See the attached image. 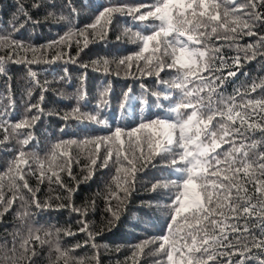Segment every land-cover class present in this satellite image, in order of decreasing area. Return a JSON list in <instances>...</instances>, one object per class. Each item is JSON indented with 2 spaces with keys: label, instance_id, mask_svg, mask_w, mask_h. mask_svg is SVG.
I'll list each match as a JSON object with an SVG mask.
<instances>
[{
  "label": "snow or ice",
  "instance_id": "obj_1",
  "mask_svg": "<svg viewBox=\"0 0 264 264\" xmlns=\"http://www.w3.org/2000/svg\"><path fill=\"white\" fill-rule=\"evenodd\" d=\"M14 3L17 11L13 14L11 32L0 35V48L8 49L6 56H0V74L5 73V63L17 54V49L36 52L35 48L17 40L15 34L28 23L38 24L39 21L33 19L23 0H14ZM32 7L39 9L42 4L34 2ZM125 9L143 27L132 34L139 50L121 59L119 64L127 63L130 68V62L135 58L148 65L147 75H152V68L157 69L155 75L160 87L150 95L156 98L157 107L167 114L141 120L131 129L116 126L108 136L86 137L83 141L60 140L42 159L37 153L26 150L34 136L31 131L24 134V130L33 128L40 117L25 115L11 123L5 108L0 112V130L4 133L0 144L15 137L19 149H10L15 155L6 170L0 171V218L13 208L17 200L27 205L23 213H17L18 217L31 216L33 206L38 211L53 207L50 201L40 202L36 196L38 189L34 190L26 177L31 173L40 183L48 180L50 184L66 188L60 173L67 171L72 176L71 145L92 146L94 154L89 157L85 180L92 179L97 166L107 168L111 161L117 165L116 175L112 177L116 189L126 195L130 194L131 187L128 177H132V182L135 180L137 161L146 159L147 163H153L155 157L171 155V160L165 161L163 166L171 170L169 174L173 178L152 185L154 191L158 187L169 190L166 227L160 235L135 245L131 259L136 261L145 249L156 245L153 255L161 257L157 264H250L253 260L256 264H264V81L236 89L229 96L221 91L226 81L240 72L242 59L249 62L258 55L264 56V35L256 31L259 25H264V0H151L135 7L110 5L99 11L93 23L75 33L69 31L59 41L42 47L64 44L78 34L86 48L88 29L95 32L99 27L103 38L107 34L105 25L111 24L113 13ZM72 11L76 12V9ZM53 15L48 13V16ZM61 19L67 17L61 16ZM131 31L126 29V34ZM245 36L258 39L242 48L238 41ZM76 43L79 47L80 39ZM225 47H235L237 55H225ZM241 51L244 57L240 56ZM59 58L61 54L57 53L50 62ZM14 62L31 65L40 61ZM165 69L175 70L176 75L171 80H164L160 74ZM28 75L35 79L36 73L29 68ZM36 85L39 86V81ZM130 92L124 94L122 111L128 108L132 99ZM28 95L31 97V91ZM43 99L41 94V103ZM140 103L145 105L148 101L142 96ZM13 106L14 101L9 107ZM34 109L43 112L39 103L27 106L28 113ZM77 113L78 107L73 109L74 118ZM62 118L67 120L69 116L66 114ZM87 119L104 123L96 115L89 114ZM256 133H260L261 139L253 138ZM102 155V162L98 165ZM25 190L31 196L30 204L24 195ZM67 190L69 203H61L57 208H70L86 217V206L78 208L71 203L75 189ZM6 191L11 192V196H7ZM118 191L110 189L107 199L120 200ZM106 210L113 217L109 224L119 219L118 211H113L110 203ZM79 222L82 225L79 231L88 235L84 244L94 241L99 233L90 230L86 219ZM39 231L36 229L33 233L29 229V235L20 241L19 255L15 238L11 248L0 245V264H21L22 261L33 264V257L37 254L33 241L41 245L48 242L41 239ZM61 232L65 236L76 235L71 229H56L55 251L58 255L53 264H73V261L86 264L85 258L72 255L83 245L61 247ZM92 246L96 247L94 242Z\"/></svg>",
  "mask_w": 264,
  "mask_h": 264
},
{
  "label": "trees",
  "instance_id": "obj_2",
  "mask_svg": "<svg viewBox=\"0 0 264 264\" xmlns=\"http://www.w3.org/2000/svg\"><path fill=\"white\" fill-rule=\"evenodd\" d=\"M34 2L42 4V7L33 8ZM150 2L151 0H23L33 19L39 23H28L15 34V38L25 46L35 48L36 52L17 49V54L6 61L5 73L0 74V112L7 108L11 123L21 120L25 115L40 117L33 128L24 130V134L31 131L34 136L26 150L35 152L44 159L52 146L60 140L83 141L86 137L108 136L116 126L131 129L141 120L167 114L157 107L156 98L150 95L160 87L155 75L157 69L152 68V75H147L148 65L135 58L130 62V68L127 63L119 64L121 59L139 50L137 43L133 42L132 34L143 27L139 21H134L133 14L127 9L113 13L111 24L105 25L104 31L107 34L103 38L99 27L95 32L88 29L89 43L86 48L78 34L73 35L71 40L64 44L42 47L52 41H59L60 37L69 31L75 33L77 29H83L85 25L93 23L103 7H135ZM73 8L76 12L72 11ZM16 11L14 0H0V35H8L11 32L10 25ZM49 12L54 15L48 16ZM61 16L67 19H61ZM126 29L132 31L126 34ZM256 31L264 35V25H259ZM77 39L81 41L79 47ZM257 39L256 36H245L238 43L243 48L255 43ZM81 48L83 51H80ZM7 53V48H0V56H6ZM57 53L61 54V58L50 62ZM224 53L232 57L237 55V50L235 47H225ZM239 54L244 57L243 51ZM32 59H38L40 62L31 65L14 62ZM242 63L243 67L237 76L230 77L223 85L221 91L225 96L232 95L236 89L248 88L253 82L264 81V56L258 55L249 62L242 59ZM29 68L36 73L35 79L28 75ZM160 75L164 80H171L176 73L175 70L165 69ZM36 81H39V86ZM129 90L132 99L128 108L122 111L120 106L124 101V94ZM29 91L32 93L31 97L28 95ZM41 94L44 97L42 103ZM142 96L148 101L145 105L140 103ZM13 101L14 106L9 107ZM38 103L43 109L42 113L36 109L31 113L27 112L29 104ZM77 107L79 113L74 118L73 109ZM66 114L69 116L67 120L62 118ZM89 114L96 115L104 123L89 121ZM3 136L4 133L0 130V140ZM253 138L261 139L260 133H256ZM86 147L88 150H85ZM10 149H19L18 138L14 137L5 144H0V171L6 170L8 162L15 155ZM69 151L72 154V176L70 177L67 171L60 173L66 188L56 183L50 184L48 180L40 183L37 176L31 173L26 177L30 186L34 190L38 189L36 196L40 202L50 201L53 207L38 211L33 206L30 209L31 216L18 217L17 213H23L27 205L17 200L13 208L0 218V245L11 248L15 238L19 255L20 241L29 235V229L31 228L33 233L40 229L38 234L41 239L48 242L41 245L38 241H33L37 253L33 257V264H53L58 255L55 251L58 239L56 229H71L76 235L65 236L61 232L59 243L63 248H71L78 243L83 245L72 255L85 258L86 264H157L161 257L153 255L156 245H150L136 261L131 257L135 245L160 235L166 227L169 190L158 187L154 191L152 185L157 181L164 182L173 178L169 174L171 170L163 166L165 161L171 160V155L155 157L153 163H147L146 159L137 161L135 180L132 182V177H128L131 187L130 194L126 195L116 189L112 179L116 175L117 165L110 161L107 168L97 166L92 179L85 180L84 177L89 172V157L94 154L92 146L71 145ZM144 152L147 157L146 147ZM102 158L103 155L98 165ZM32 167L35 169L36 165L33 163ZM68 188L75 189L71 194V203L78 208L87 207L86 217L79 216L70 208H57L61 203H69ZM110 189L118 191L121 199L113 198L109 201L107 197ZM171 191L174 192L175 189ZM6 195L11 196V192L6 191ZM24 195L28 197L30 204L31 196L26 190ZM109 203L113 211L119 213V219L114 220L112 224H109V220H113L112 213L106 210ZM81 219L88 221L92 232L99 233L94 241L89 240L86 245L84 242L88 240V235L79 231L82 226L79 222ZM49 232L51 235H46ZM93 242L96 247L92 246ZM21 264L26 262L22 261ZM250 264H256V261L253 260Z\"/></svg>",
  "mask_w": 264,
  "mask_h": 264
}]
</instances>
